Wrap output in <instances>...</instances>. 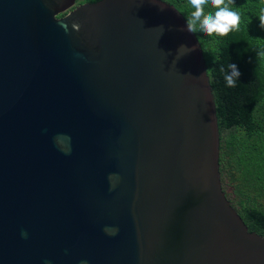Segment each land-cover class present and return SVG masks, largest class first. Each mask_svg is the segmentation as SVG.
<instances>
[{
  "label": "water",
  "instance_id": "water-1",
  "mask_svg": "<svg viewBox=\"0 0 264 264\" xmlns=\"http://www.w3.org/2000/svg\"><path fill=\"white\" fill-rule=\"evenodd\" d=\"M186 25L164 0H0V264H264Z\"/></svg>",
  "mask_w": 264,
  "mask_h": 264
},
{
  "label": "trees",
  "instance_id": "trees-1",
  "mask_svg": "<svg viewBox=\"0 0 264 264\" xmlns=\"http://www.w3.org/2000/svg\"><path fill=\"white\" fill-rule=\"evenodd\" d=\"M164 1L186 21L194 11L189 0ZM229 7L240 15L239 31L208 36L198 30L194 35L215 101L223 191L229 189L225 195L248 230L264 236V56L258 55L264 52V30L258 19L264 0H234ZM215 10L208 0L205 13ZM232 63L241 72L235 87H229L224 79Z\"/></svg>",
  "mask_w": 264,
  "mask_h": 264
},
{
  "label": "clouds",
  "instance_id": "clouds-1",
  "mask_svg": "<svg viewBox=\"0 0 264 264\" xmlns=\"http://www.w3.org/2000/svg\"><path fill=\"white\" fill-rule=\"evenodd\" d=\"M206 3H208V0H189V4L194 9L187 20L186 28L189 32L195 33L199 30L208 36L213 34L226 36L233 30L239 31L240 15L229 7V5L234 3V0H210L211 7L216 10L207 14L204 11ZM258 19L260 22L259 27L264 30V9L261 10ZM181 48L187 49L184 46ZM258 55L264 56V52H260ZM228 67L230 72L225 74L224 79L229 87H235L241 72L234 63L229 64ZM220 70L224 71L223 68ZM22 236L26 237L27 233L22 232ZM45 264H48V262H45ZM82 264H86V262H82Z\"/></svg>",
  "mask_w": 264,
  "mask_h": 264
},
{
  "label": "flooded vegetation",
  "instance_id": "flooded-vegetation-1",
  "mask_svg": "<svg viewBox=\"0 0 264 264\" xmlns=\"http://www.w3.org/2000/svg\"><path fill=\"white\" fill-rule=\"evenodd\" d=\"M224 192H229V189L228 188H226L225 190H224ZM230 202V201H229Z\"/></svg>",
  "mask_w": 264,
  "mask_h": 264
}]
</instances>
